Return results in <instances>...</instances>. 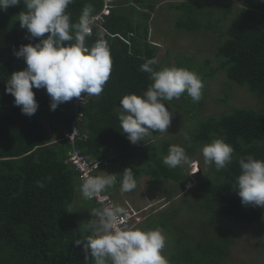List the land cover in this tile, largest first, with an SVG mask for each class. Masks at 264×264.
<instances>
[{"label":"trees","instance_id":"obj_1","mask_svg":"<svg viewBox=\"0 0 264 264\" xmlns=\"http://www.w3.org/2000/svg\"><path fill=\"white\" fill-rule=\"evenodd\" d=\"M116 2L105 20L93 26V35L87 41L91 46L97 34L104 36L111 47L113 67L104 91L99 96H88L81 107L83 119L79 128L87 137L78 144L85 154L105 162L117 174L116 186L108 190L115 200L125 168L131 167L135 178L147 174L152 179L175 180L178 184L194 176L198 183L189 191L192 202L181 198L178 208L159 214L161 226L175 235L176 245L168 257L171 264H226L235 243L232 229L227 228L228 218L257 223L264 217V208L242 205L234 190L240 174L239 158L251 154L264 159V0H242L234 14L231 2L214 7L203 6L200 0L170 4L177 12L176 26L187 31L205 28L216 32L233 15L215 48L218 65L212 66L211 59L205 58L198 70L203 73L204 84L224 70L229 80L247 87L262 105L232 106L217 116L200 118L181 133V146L191 159L199 148L217 138L225 139L235 149L232 163L225 169L217 171L213 164L194 175L183 167L171 169L163 164L171 145L169 139L155 145L148 137L133 145L119 130L120 100L127 94H141L152 83L148 73L139 71L140 66L150 58L157 60V70L163 65L158 60V47L149 42L151 14L156 4L153 0ZM85 5H92L96 15L102 11L104 1L75 0L67 9L73 22L78 21ZM23 10L21 4L0 11V264H85L83 246L74 242L90 233L80 228L82 222L70 212L80 180L78 172L66 161L71 143L64 136L73 118L72 107L65 102L52 111L46 89H33L39 108L29 117L6 93V80L11 73L26 68L25 61L17 58L14 50L41 39L26 38V29H21L18 21ZM187 59L179 61L180 67L193 70ZM182 97L187 101L186 107L175 98L166 106L179 108L189 118L198 119L203 98L194 103L186 93ZM229 98L226 90L218 99L228 103ZM44 122L55 134V140ZM185 133L190 140L185 139ZM49 176L52 179L47 182ZM38 180H45L46 186L38 187ZM89 201L94 208L100 207L94 199ZM185 208L198 215L190 219L189 232L183 229L187 226L172 222L177 212Z\"/></svg>","mask_w":264,"mask_h":264},{"label":"clouds","instance_id":"obj_2","mask_svg":"<svg viewBox=\"0 0 264 264\" xmlns=\"http://www.w3.org/2000/svg\"><path fill=\"white\" fill-rule=\"evenodd\" d=\"M74 3L75 0H0V11L23 4L24 10L18 14L20 28L26 29L27 39L41 38L14 50L17 58H23L26 68L11 73L6 80V93L14 97V105L20 107L24 115L30 117L39 108L33 89H46L50 109L55 111L73 98L84 100L88 96H99L110 79L113 59L108 40L97 34L95 42L91 46L87 44L96 20L94 8L85 5L78 21L73 22L67 9ZM112 5L111 10L116 0ZM149 42L158 46L152 39ZM157 63L155 58H150L139 68L148 73L152 81L147 90L139 95L127 94L120 100L119 130L133 145L145 141L154 132H168L175 111L166 106V102L179 99L185 93L194 103L203 98L204 82L197 72L177 66L157 70L154 67ZM185 139L190 140L187 133ZM234 151L225 139L217 138L204 144L202 156L206 165L214 164L219 171L232 163ZM238 163L240 174L234 190L242 205L264 208V159L249 154L240 157ZM163 164L171 169L191 166L193 175L199 172L197 161L192 162L185 147L180 145L169 146ZM104 166L105 162L102 173ZM51 179V176L46 178L47 182ZM117 181V174L87 175L79 191L84 199L91 200L114 188ZM36 185L44 188L46 182L38 180ZM119 185L122 194L137 188L131 167L124 169ZM91 216V220L80 225L90 234L74 242L76 246H83L85 264H171L164 254L167 237L163 230L125 226L128 208L105 203L92 209Z\"/></svg>","mask_w":264,"mask_h":264},{"label":"rangeland","instance_id":"obj_3","mask_svg":"<svg viewBox=\"0 0 264 264\" xmlns=\"http://www.w3.org/2000/svg\"><path fill=\"white\" fill-rule=\"evenodd\" d=\"M182 0H153L156 4L155 9L151 14V30L150 39L155 42L158 47V60L163 67L177 66L180 67L179 61H184L189 57L193 71L197 72L200 76L203 74L198 68L200 63L205 58L211 59V65L217 66L219 58L215 55V48L219 41L222 39L220 34L226 30L230 23L229 20H224L220 25L218 31L207 30L202 28L197 31H187L179 29L176 26L177 12L170 7L171 3H179ZM242 0H200L203 6L213 5L217 3L231 2L234 5L233 14L237 11ZM117 3V2H116ZM139 9L143 6L138 5ZM218 17V14H216ZM203 19V17H202ZM205 21V20H204ZM188 62H185L188 63ZM229 91L230 98L228 103L220 101L218 98L223 96L224 91ZM182 106H187V101L181 96L175 99ZM203 106L200 109L198 119H191L185 113L181 112L179 108L171 106L175 113L172 123L168 128V132L158 133L150 136L152 144H160L163 139H169L171 145H182L183 136L186 128H192L196 121L200 118L208 116H217L222 112L231 110L232 106L237 107H254L261 108L260 99L251 93L245 86H240L233 83L228 79L224 70H220L214 77L208 79L204 84ZM192 113V112H191ZM190 113V114H191ZM202 148H199L193 155V161H197L199 172L203 173L210 169L212 165H206L202 156ZM185 171L192 173V167H183ZM193 175V174H191ZM214 177V174L210 175ZM137 179V188L129 193H121L119 189L116 193L117 204L126 207L127 203L138 209H146L143 212L144 221L140 228L155 229L160 228L163 230L167 237V246L164 254L168 253L174 248L175 235L169 233L160 224L159 214L169 212L179 207L181 198L185 199L188 203L193 198L189 193L198 183V180L193 176L185 179L181 184L175 180L164 182L158 179H152L149 175L143 174ZM125 201H127L125 205ZM192 202V201H191ZM95 209L89 200L82 197L79 190L75 202L70 206L72 216L78 222L91 220V210ZM203 215V214H201ZM195 212L191 213L189 210L183 209L177 212L176 219L172 222L174 224L184 225L187 228L184 230L189 232L190 219L195 218ZM202 217V216H199ZM152 218L147 224V220ZM160 221V222H159ZM227 228L232 229V236L235 243L231 248V254L226 264H264V217L257 223H244L234 218H228ZM199 222V218L195 220ZM194 223V224H196ZM149 225V226H148ZM197 231H195V234Z\"/></svg>","mask_w":264,"mask_h":264},{"label":"built area","instance_id":"obj_4","mask_svg":"<svg viewBox=\"0 0 264 264\" xmlns=\"http://www.w3.org/2000/svg\"><path fill=\"white\" fill-rule=\"evenodd\" d=\"M104 7L102 12L96 14V20L94 21L93 26H97L105 20V15L111 11L112 1L113 0H104ZM85 94L82 93V98ZM88 97L83 99L73 98L69 101V105L72 107L71 114L72 120L69 125V128L65 132L64 139L69 140L71 143V148L68 151L67 163L71 164L72 167L78 172L79 178L82 181L83 178L87 175H103L102 173V164L103 161L92 159L87 154H85L82 148L79 146L78 141L87 137L85 132H82L79 128V122L83 119V113L81 107L86 104ZM97 204L102 206L105 203L117 204L116 200L113 197L111 191H107L102 194L101 197L93 198ZM126 208L129 209V218L125 222V226H136L140 227L144 221L143 212L146 209H138L132 206L130 203H127Z\"/></svg>","mask_w":264,"mask_h":264},{"label":"crops","instance_id":"obj_5","mask_svg":"<svg viewBox=\"0 0 264 264\" xmlns=\"http://www.w3.org/2000/svg\"><path fill=\"white\" fill-rule=\"evenodd\" d=\"M149 39H150V38H149ZM44 123H45V125H47L46 122H44ZM47 128H48V130H49V132H50L52 138L55 140V139H56L55 134L53 133V131L50 129V127H49L48 125H47ZM65 132H66V131H65ZM105 172H107V173H109V174H116V173L114 172V170H113V169H110L109 165H107V164H106V167H105V166L103 167V174H105ZM81 183H82V182H81L80 180H77L78 190H79V187H80ZM118 189H119V188H118ZM126 203H127V201H125V205H126Z\"/></svg>","mask_w":264,"mask_h":264}]
</instances>
